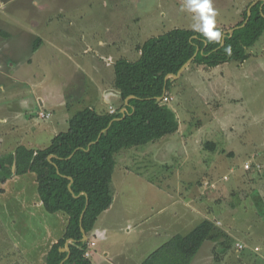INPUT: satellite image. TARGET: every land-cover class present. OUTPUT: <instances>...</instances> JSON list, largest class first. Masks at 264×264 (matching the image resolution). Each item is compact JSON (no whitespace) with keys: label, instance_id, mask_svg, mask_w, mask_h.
I'll use <instances>...</instances> for the list:
<instances>
[{"label":"rangeland","instance_id":"obj_1","mask_svg":"<svg viewBox=\"0 0 264 264\" xmlns=\"http://www.w3.org/2000/svg\"><path fill=\"white\" fill-rule=\"evenodd\" d=\"M254 1L211 0L216 13L213 30L236 27ZM0 3L1 13L27 27L41 21L43 28L36 34L45 43L38 52L32 51L28 29L31 37L12 44L13 53L4 63L0 148L7 159L16 145L46 148L55 135L66 131L71 116L85 107L110 112L109 103L120 108L121 99L106 96L113 87L114 63L137 59L139 43L175 28L196 30L201 23L186 0ZM24 36L23 32L18 37ZM249 54L244 63L209 70L188 66L172 82L168 95L179 131L116 154L115 196L106 222L116 214L114 225L128 221L134 225L130 233L115 228L123 254L150 237L153 223L162 222L161 229L190 230L187 213L196 216L194 229L208 214L201 237H188L192 264H264V34ZM10 109L25 117L14 124L7 119ZM42 113L50 117L43 118ZM27 121L34 127L25 126ZM207 141L217 145L215 151L204 148ZM166 142L160 151L159 145ZM25 180L0 182V264H45L46 254L40 261L42 252L63 235L68 222L63 213H48ZM139 220H148L144 234L135 229ZM237 243L245 248L238 251Z\"/></svg>","mask_w":264,"mask_h":264},{"label":"trees","instance_id":"obj_2","mask_svg":"<svg viewBox=\"0 0 264 264\" xmlns=\"http://www.w3.org/2000/svg\"><path fill=\"white\" fill-rule=\"evenodd\" d=\"M249 6L237 26L247 19ZM214 31L221 33L220 42L208 40L197 30L175 28L139 43L135 47L139 54L137 59L120 58L113 65V86L122 102L115 113L85 107L71 116L66 131L54 136L46 148L33 150L19 146L9 159L0 156L1 183L15 176L34 174L44 209L48 213H63L68 217L62 237L45 256V264H61L68 256V252L61 249L70 240V257L63 264H93L85 257L89 240L82 241V229L90 235L98 218L113 203L116 154L179 131L177 113L168 103L157 102L169 95L175 81L169 79L166 83V76L177 74L197 49L198 54L189 66L197 65L209 70L225 63L249 60V49L264 34L263 2L252 7L246 26L236 29L232 36L226 34L222 47L224 30ZM0 35L6 36L3 32ZM39 41L35 43V49L40 47ZM128 97L132 98L129 99L127 115L117 120L122 118L120 109L125 107ZM106 129L107 134L102 133ZM204 148L215 151L217 145L207 141ZM193 255L187 248L186 238L177 234L152 252L142 264H192Z\"/></svg>","mask_w":264,"mask_h":264},{"label":"crops","instance_id":"obj_3","mask_svg":"<svg viewBox=\"0 0 264 264\" xmlns=\"http://www.w3.org/2000/svg\"><path fill=\"white\" fill-rule=\"evenodd\" d=\"M8 2V1H6ZM3 3H0V6H2ZM1 9V7H0ZM39 21V20H38ZM42 23L41 21H39V23H33L30 25V27H27L26 24H22L19 21H14L11 18H9L7 15H4L3 13L0 12V32H3L6 34V36H2L0 35V76L4 75V68H5V61L7 60L6 58L8 57L9 54H12V50L10 49L12 44H15L16 42L23 40L24 38H28L31 37L30 33L28 32V29L31 30V34L33 35V48L32 51L34 52H38L39 50H41L42 45L45 44L43 39L41 38V35H37L36 32H41L39 29L41 28ZM43 28V26H42ZM37 30V31H36ZM24 32V36L23 38L20 37L21 39H19L18 36H20L21 34H23ZM41 40V42L39 41ZM24 41V40H23ZM40 43V47H38V49H35V43L38 42ZM102 44V42H101ZM31 60L28 61V65H30ZM13 67V66H12ZM212 69V68H211ZM210 83L212 81V78H210ZM1 81V80H0ZM112 84L114 85V79L112 80ZM112 86V85H111ZM106 94V96L109 94V97H111V99H115L118 100L120 99L119 93L116 92L113 88ZM6 90L5 86L3 83H0V91L4 92ZM104 92L106 93V90H104ZM105 96V97H106ZM102 98H104V95L102 94ZM41 99V97H40ZM40 105L42 106V101L40 100ZM108 107L109 108H113L112 106H116V105H112L108 103ZM112 105V106H111ZM103 108H105V105H102ZM92 109H95L94 107H90ZM123 108V107H122ZM121 108V109H122ZM114 110H117L116 108H113ZM120 109V110H121ZM174 110V109H173ZM175 111V110H174ZM10 116L7 118L10 121L12 120L14 122V124L18 121H20L21 119H23V117H25L24 114L22 113H16L13 112L12 109H10ZM176 112V111H175ZM75 114V113H74ZM33 117L32 115H30V118ZM7 119H4L3 122H6ZM32 123L27 121L25 122V126H29L30 128H33L34 125H31ZM22 128V127H20ZM45 129V128H44ZM56 136V135H55ZM54 138V137H53ZM52 140V139H51ZM1 143H4L3 140H0V147H1ZM153 143V142H152ZM169 142H166L165 144L159 145V150L162 151L164 149L165 145H168ZM18 145H16L14 148H12L11 153H14L15 150L17 149ZM147 150V154H150ZM145 150H142V152H144ZM5 151H2V149L0 148V156H4ZM160 159L162 158L161 156L159 157ZM19 178H24L26 179V182H29L33 187V189L35 190V200L37 202L40 203V205L42 206V203L39 200V196L37 193V182H36V177L34 174H26V175H22V176H15L11 179H9L10 181H17ZM115 179V178H114ZM8 180V181H9ZM6 181V185H9V182ZM5 186V185H4ZM113 186H114V181H113ZM23 190H26L25 188ZM30 191V190H29ZM115 191V189H114ZM114 196H115V192H114ZM112 210V206L106 210L104 213L101 214V216L98 218L94 230L91 232V234L88 236V239L91 242H94L95 245L91 248V257L89 258L93 264H142L143 261L152 253L154 252V250H157L160 246H162L164 243H166L167 241H169L172 237H174L177 234H182L181 232H185L186 234H182L185 238L186 241H188V237H199L201 236V229L203 230L202 225L206 222L210 220L209 215L207 214L204 221L201 223H198L194 229V224H193V218L196 216H192V214H186V218L187 220H189L191 222V229L190 230H180L176 228L173 229H161L163 227V223L162 222H156L153 223L150 230L148 232H150V237L148 236L146 241L144 243H142V245L138 246V248L136 250H134L132 252V250H129L126 255L123 254L124 251H121V249L119 248V242L117 240H115V228H118L119 230H123L127 233H130L134 228L131 227V225H129V221L127 223H125V225H120V224H115L113 223V220H115V216L116 214H113L112 217L110 216V221L106 222V217L109 213H111ZM199 213V212H198ZM64 215V214H63ZM201 215V214H200ZM64 218V216H62ZM102 217V218H101ZM109 217V216H108ZM65 219V218H64ZM149 220V219H148ZM148 220L143 221V220H139L137 222V225H135V229L139 230V232L142 234H144L143 230H144V226H146L145 224H148ZM208 223V222H207ZM165 225V224H164ZM181 231V232H180ZM164 233L166 235H164ZM194 233V234H193ZM62 237V236H61ZM59 235L53 239L49 244V248H46L45 251L42 252L41 256H40V261H43V257L45 254H47V252L49 251V249L51 248V246L57 242L58 239L61 238ZM205 237V236H204ZM155 242V243H153ZM153 244L150 247L152 249H147L146 251H150V250H154L151 253L148 252H144L146 248H148L149 244ZM133 248V247H132ZM144 252V253H143ZM201 253V252H200ZM198 253V255H201L203 257H205L203 254ZM141 254V255H140ZM138 255H140L138 257ZM197 255V256H198ZM30 258V257H29ZM24 261H26L25 259H23ZM219 261V260H218ZM217 261V262H218Z\"/></svg>","mask_w":264,"mask_h":264},{"label":"clouds","instance_id":"obj_4","mask_svg":"<svg viewBox=\"0 0 264 264\" xmlns=\"http://www.w3.org/2000/svg\"><path fill=\"white\" fill-rule=\"evenodd\" d=\"M186 6L197 13L200 18V27H196V30L201 32L208 40L220 42L221 33L213 30L216 13L212 8L211 0H186Z\"/></svg>","mask_w":264,"mask_h":264},{"label":"water","instance_id":"obj_5","mask_svg":"<svg viewBox=\"0 0 264 264\" xmlns=\"http://www.w3.org/2000/svg\"><path fill=\"white\" fill-rule=\"evenodd\" d=\"M260 1H262L263 4H264V0H256V1H254V2L249 6V8H248V17H247V19L245 20V22H244L241 26H236V27H234L233 29H231L230 31H228V32H224V36H223V41H222L221 47L224 45V39H225L227 33H229L230 36H232L233 33H234V31H235L236 29H238V28H240V27H244V26H246V24L248 23V21H249V19H250V17H251V14H252V7L255 6L257 3H259ZM198 51H199V49H197V51H196V53L194 54V56H193V57H192V58H191L186 64L183 65V67L179 70V72H178L177 74H169V75H167L166 78H165V82L167 83L169 79H171V80H177V79H179V78L181 77L182 73L185 71V69H186V68H187V67L193 62V60L195 59V57H196L197 54H198ZM130 98H132V97H128V98L126 99V101H125V107H123V108L120 110V113L122 114V118H119V119H117V120H121V119H124V118L126 117L127 112H128V111H127V107H128V105H129V99H130ZM160 101H162V98H159V99L157 100L158 103H160ZM108 129H109V128H108ZM108 129L104 130L102 133L107 134ZM100 137H101V135L99 136V138H100ZM94 143H95V142H94ZM94 143H92V144H94ZM92 144L89 145L88 149L90 148V146H91ZM73 155H74V154H73ZM73 155H72V156H73ZM72 156H70V158H71ZM49 159H51V157H50ZM14 170H15V166H13V171H14ZM70 180L72 181L71 178H70ZM70 191L72 192L71 189H70ZM87 206H88V199H87ZM87 206H86V207H87ZM84 213H85V210L83 211V213H82V215H81V222H82V219H83ZM82 233H83L82 241H83V242H87V241H88V235L86 234V232H85L84 229H82ZM70 242H72V240L68 241V243H70ZM68 243H67V245L65 246V248H62V249H61L62 252H66V251L68 252V256L66 257L65 260H67V259L70 257V252H69L70 249H69ZM65 260H64V261H65ZM64 261H63L61 264H63Z\"/></svg>","mask_w":264,"mask_h":264},{"label":"built area","instance_id":"obj_6","mask_svg":"<svg viewBox=\"0 0 264 264\" xmlns=\"http://www.w3.org/2000/svg\"><path fill=\"white\" fill-rule=\"evenodd\" d=\"M162 101H163L164 103H168V102L170 101V98H169L168 96H164V97L162 98ZM115 111H116V110H114L113 108L110 109V113H111V114L115 113ZM41 116H42L43 118H49V117H50L49 114H43V113L41 114ZM249 165H250V164H247V165L245 166V168H246V169H247V168H250ZM251 166H252V163H251ZM225 179H227V178L225 177ZM94 245H95L94 242H90V243L88 244V248H87V250L85 251V257H86V258H90V257H91V248H92ZM236 247H237L238 251L243 250V249L245 248L244 245L241 244V243H237V244H236Z\"/></svg>","mask_w":264,"mask_h":264}]
</instances>
